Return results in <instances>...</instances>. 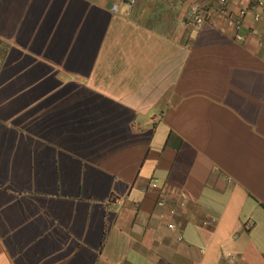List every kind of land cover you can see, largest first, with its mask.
I'll use <instances>...</instances> for the list:
<instances>
[{"label":"crops","instance_id":"0c3cea01","mask_svg":"<svg viewBox=\"0 0 264 264\" xmlns=\"http://www.w3.org/2000/svg\"><path fill=\"white\" fill-rule=\"evenodd\" d=\"M252 4L0 0V264H264Z\"/></svg>","mask_w":264,"mask_h":264},{"label":"built area","instance_id":"2783aa9c","mask_svg":"<svg viewBox=\"0 0 264 264\" xmlns=\"http://www.w3.org/2000/svg\"><path fill=\"white\" fill-rule=\"evenodd\" d=\"M122 2H124V4L126 5L127 8V12H131L136 3L137 0H121ZM219 2V7L216 9L215 14L216 17L220 20H222L224 23H226L228 26H230L231 28H233L236 31V40L239 42H243L245 40V35L243 34V30H244V19L247 15L248 10H242L240 13V16H233L231 13H229L226 8L224 7V4L227 2V0H218ZM264 6V0H253V4L251 7V10H258L259 8H262ZM113 11L117 12L118 8L116 5L113 6ZM255 19L259 20L261 19V15L259 13H257L255 15ZM206 21L205 18V12L204 10L197 4H193L191 5L187 17L185 18L183 24L184 25H194L197 27H200L201 25L204 24V22ZM261 46L264 47V40H261L259 43ZM152 187L153 188H158L159 184L157 181H153L152 182ZM182 198L185 199V195H182ZM168 205V201L166 199L165 196H163L159 201H158V206L160 208H165ZM185 205L184 201L180 202V206L183 207ZM178 212L177 207H170L169 208V215L174 217ZM216 220L215 219H209L206 220L204 222L205 226H211L216 224ZM168 228L170 230H175L176 228V223L175 222H170L168 225ZM183 238L180 236L179 240H182ZM226 263L225 264H229L232 263L236 256L235 254H233L232 252H225L223 255Z\"/></svg>","mask_w":264,"mask_h":264}]
</instances>
